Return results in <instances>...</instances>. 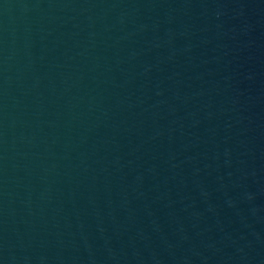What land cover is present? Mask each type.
Masks as SVG:
<instances>
[{
  "label": "water",
  "instance_id": "95a60500",
  "mask_svg": "<svg viewBox=\"0 0 264 264\" xmlns=\"http://www.w3.org/2000/svg\"><path fill=\"white\" fill-rule=\"evenodd\" d=\"M0 264H264V0H0Z\"/></svg>",
  "mask_w": 264,
  "mask_h": 264
}]
</instances>
